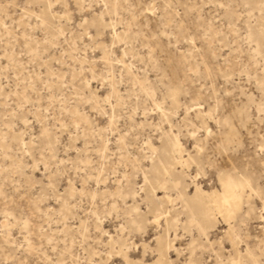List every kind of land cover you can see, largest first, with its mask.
Returning a JSON list of instances; mask_svg holds the SVG:
<instances>
[{
  "label": "rangeland",
  "instance_id": "rangeland-1",
  "mask_svg": "<svg viewBox=\"0 0 264 264\" xmlns=\"http://www.w3.org/2000/svg\"><path fill=\"white\" fill-rule=\"evenodd\" d=\"M263 31L264 0H0V264H259Z\"/></svg>",
  "mask_w": 264,
  "mask_h": 264
},
{
  "label": "bare ground",
  "instance_id": "bare-ground-1",
  "mask_svg": "<svg viewBox=\"0 0 264 264\" xmlns=\"http://www.w3.org/2000/svg\"><path fill=\"white\" fill-rule=\"evenodd\" d=\"M264 32V31H263ZM154 150V149H153ZM165 152H160L158 154L157 165L155 166L154 172L151 177L148 178L147 175H144V187L148 189L150 193V200H154V193L160 189H166V186L170 183L172 186H175L174 172L172 173L171 165H169L165 160ZM221 191L216 198L208 201H203V198H208L200 192H197L192 206L189 205L188 219L189 223L197 221L199 225H205L206 223L214 219L215 213H223L225 217L230 218L235 212L239 209V204L241 198L243 197L244 188L249 186L248 183L244 180L237 179L232 176L222 177L220 180ZM128 194V193H127ZM147 197V196H146ZM132 211L135 214V218L132 220H138L140 224H143L147 221L145 215H143L136 203L132 204ZM148 213L152 214L153 220L152 223L158 226L159 217L165 213L156 203L150 204L148 208ZM195 216V218H194ZM171 223L166 218L164 221V231H168ZM167 235V234H166ZM161 255V254H159Z\"/></svg>",
  "mask_w": 264,
  "mask_h": 264
},
{
  "label": "snow or ice",
  "instance_id": "snow-or-ice-1",
  "mask_svg": "<svg viewBox=\"0 0 264 264\" xmlns=\"http://www.w3.org/2000/svg\"><path fill=\"white\" fill-rule=\"evenodd\" d=\"M261 219H264V209H262V216ZM259 264H264V259L259 261Z\"/></svg>",
  "mask_w": 264,
  "mask_h": 264
}]
</instances>
